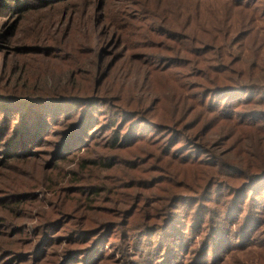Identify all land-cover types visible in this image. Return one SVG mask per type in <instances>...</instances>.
Masks as SVG:
<instances>
[{
    "label": "rangeland",
    "instance_id": "rangeland-1",
    "mask_svg": "<svg viewBox=\"0 0 264 264\" xmlns=\"http://www.w3.org/2000/svg\"><path fill=\"white\" fill-rule=\"evenodd\" d=\"M2 1V85L6 81L5 72L10 67L6 59L11 48L31 51L28 59L34 54H52L56 50L47 40L39 44H21L16 41L18 36L14 33L26 37L40 36V39L53 38L59 47L83 43L80 52L84 53L82 57L86 62L89 60L90 66L81 77L69 81L67 89L70 91H89L90 80L93 84L105 77L101 94H106L112 88L110 96L118 90L128 96L126 91L130 88L133 90L132 96L141 97L137 69H131V72L128 69L121 76L115 75L112 70V65L120 56L136 59L138 55L145 54L152 63L174 58L186 61L185 38L179 42L166 40L164 34H157L152 28V34L147 36L140 32L142 36L136 42H133V37H129L130 45L124 46L112 29L102 28L101 23L106 25V11L102 5L109 3L107 8L111 9L130 3L129 0H8L6 4H2ZM28 1L41 8L28 10V13L18 18L20 5ZM139 1L151 8L156 17L163 16V20L151 22L152 26L170 23V29L174 31L170 33L193 36L195 42L191 48L198 49L203 45L202 40L207 41L206 38L227 34V42L221 52L216 50L200 60L207 59L208 63L221 69L223 73L215 77L219 83L226 78L236 81L241 79L258 89H252L251 97L255 96V101L260 102L238 107L235 113L249 110L264 112V90L259 91L264 89V0H258L255 6L253 2L256 0H248L246 5L244 0L242 4L239 2V6H242L237 9H230L225 4L206 3L204 0ZM253 8H256L255 14L251 13ZM131 9H134L133 6H129L128 11ZM135 13L131 12V15ZM21 18L24 21L16 25ZM72 18L77 20L76 34L66 26V22ZM45 26L51 29L42 32ZM89 29L101 32L93 42L88 40ZM169 37L174 38L172 35L166 38L171 39ZM127 47L132 49L127 50ZM54 62L50 61L46 67L43 65L46 75L53 76L59 72V66H55L58 68L55 72ZM180 65L176 63L174 67L164 64L162 69L170 74L164 79L155 80L146 76V84L169 107L165 114L186 107V91L183 88L180 91L184 97L178 107L175 106L173 91L178 89L176 76H179L180 81H186L189 69L198 71L203 67L200 63ZM242 72L243 76L240 75ZM190 81L196 83L201 79L193 75ZM8 83L9 80L6 85ZM95 102L93 100L85 106L88 113L94 110ZM97 106L102 109V113H98L95 119L103 123L112 115L110 112L104 114L109 111L107 107ZM222 106L224 102L221 99L215 107H211L213 112L200 116L206 117L208 121L215 120L213 130L202 137L208 147L206 154L168 131L152 130L137 121L131 127L144 130L142 139H131L125 143L122 138L127 135L125 130L129 125L125 120L122 123L119 120L120 128L124 126L125 129L116 133L118 143L115 146L111 141L115 133L110 131L109 125H102L84 142L79 143L76 138L66 150H61L65 144L62 140L72 133L69 124L76 121L81 104L65 102L42 110V107L27 108L0 102V202L19 200L24 204L9 208L17 210L21 207L19 214L0 209V216L8 224L25 228L22 233L19 228L7 230L8 227L0 226L4 232L0 236V249L21 253L4 263H1L4 255H0V264H40L47 250L53 247L57 235L61 237L52 248V254H62L68 248L81 250L91 243L92 238L80 233L93 226L101 232L93 238L94 245L99 249V257L92 260L87 256L88 251L82 250L85 257L72 260L70 264H95L98 260V264H187L182 259L186 257L190 264L207 240L210 249L215 247L217 253L221 249L218 247L220 243H231L221 254L220 261L214 264H264V205L257 209L251 201V193H245L240 199L234 196L233 199L227 190L230 184H240L239 178H231L235 175L234 171L251 175L255 173L252 167L262 166L264 170V130L253 132L235 127L230 140L224 142L223 135L226 132H219V129L222 121L226 120L218 116ZM252 122L259 123L258 119ZM260 125L264 127V122ZM36 130L40 132L39 140L43 143L39 141L35 144L32 140ZM137 131L142 132L140 129ZM74 136L70 137V141ZM190 151L194 154H190ZM211 169L215 174L210 173ZM209 183L215 186L212 185L214 192L207 195ZM258 189H264V185ZM261 198L264 204V194ZM236 206L239 209L237 212L234 210ZM221 208L227 213L228 220L219 214ZM196 213L198 225L206 226V234H191L188 229H183L186 218L191 221ZM69 220L78 227L74 230L73 241H66L67 226L51 231L43 229L42 234L37 231L38 227L45 224L61 226ZM176 220H179L183 234L178 239H171L165 232H170L172 226L176 227ZM155 225L159 227L158 231ZM113 231L118 236L111 243ZM8 240H12L13 244H6ZM42 242H45L43 248L36 255ZM161 244L165 248H161ZM207 264H211L210 256Z\"/></svg>",
    "mask_w": 264,
    "mask_h": 264
},
{
    "label": "trees",
    "instance_id": "trees-1",
    "mask_svg": "<svg viewBox=\"0 0 264 264\" xmlns=\"http://www.w3.org/2000/svg\"><path fill=\"white\" fill-rule=\"evenodd\" d=\"M6 1L8 0H3L2 4H6ZM9 1L12 2L15 0ZM204 1L206 3L215 5L225 4L226 6L229 5L228 7L230 9H237L242 6H239V2L240 4H242L244 0ZM247 1L248 0L245 1L244 5H246ZM36 2H39V0H36ZM128 2L130 3H124L121 7H119L118 5L116 7H112L111 9L107 8V4L109 3L104 4L103 2L104 5H102L106 11L104 13L106 25L101 23L102 28L109 27L110 29H112V31H114V33L117 35L119 41L124 46L130 45L129 37H133V42H136L140 38V36H142L140 32L146 35L152 34V28L153 32L157 34H164V39L166 40L179 42L182 38L186 39L185 62L182 59L174 58L165 59L166 61L162 59L163 61L161 63H152L151 61L147 60L148 55L145 54H140V56L138 55L136 59H133L132 56H120L114 62V64L112 65V70L114 71L115 75L120 74L121 76V74L123 72H126L128 69L130 72L131 69H137L139 71L138 82L140 85L138 91L141 92V97L132 96L133 90L130 88H128L126 91V94L128 96H124L125 94L121 90L116 91L114 95L110 96V92L113 91L112 88H110L106 94H101L103 90V83L106 79L105 77L101 81H96V83L93 84L92 80H90L89 91H78L74 89L73 91L68 90L67 88L69 87V81L71 79L81 77L82 74L85 73V69L90 66V64L88 63L89 60H87L86 62L82 57L84 53L80 52V47L83 43L76 42V46L64 45L62 47H59V43L53 38L44 37L40 39V36L28 37L27 35L26 37L20 36L19 33H14L15 36H18L16 41L21 42V44H27V42L39 44V42H45L44 40H47L46 42H49L51 46L56 50H54L55 52L52 54H34L30 59H28L27 57L30 56L31 51L11 48L6 59V62L8 61L10 67L9 70L5 72L6 81L9 80V83L8 85H6V81L3 85L0 83V102L16 104L18 106L27 108L36 106L39 109L40 107H42V110L52 105H58L65 102H76V104H81V111H79V113L77 114L76 121L69 124L71 125L70 130L72 133L64 140H62V142L65 144L62 146L61 150H66L76 138L79 143L84 142L85 139H88L89 136L97 130L98 126L100 127L102 125H109L110 131L115 133L111 140L112 145L115 146L118 143V136L116 133H118V130L123 131L125 129L124 126L120 128L122 121L125 120L126 124L129 123L127 129L125 130L127 135L122 138L125 143H128L131 139L133 140L142 137V133L144 131L142 128L138 127L135 130V127H131V124L137 121V123H140L146 128H152V130L158 129L161 131H168L171 135H174V137L183 139L187 144L194 145L192 147H194L195 149L198 148L202 151V153L208 154V147L202 141V137L206 133L209 134L213 130L212 128L214 126L215 120L210 119L208 121L206 117L200 118V116H202L204 113L209 114L208 112H213V109H211V107H215L221 99L222 102H224V106L221 107V110L218 112V116L226 121H222L221 129H219V132H226V134L223 135L224 142H228L230 140L232 134L235 132V127H240L242 129H245V131L253 132L258 131L259 129L264 130L263 125H260L264 122V112L249 110L243 113H235V110L238 107H245L250 104L256 105L260 102L255 101V96L251 97L253 93L252 89H258L246 84L244 81H241V79L240 81H236L231 78H226L224 81H221L222 83H219V81H217L215 77L223 73L222 71H220L221 69L218 67H214L216 65L208 63L207 59L200 60L201 57L207 56L212 52H215L216 50H220L221 52L222 48L227 42V34L223 36L214 35L210 39L206 38L207 41L202 40L201 42L203 45L199 46L198 49L191 48L193 42H195L193 36L187 33L186 35H182L180 33H170L174 32L170 29V23L152 26L151 22H156L159 20L161 21L164 19L163 16L156 17L154 15V11L151 8H148L146 4L139 0H129ZM257 2L258 0L253 2L254 6L257 4ZM20 6L21 9L18 10L17 13L18 18L22 16V14H26L32 10L36 11L38 8H41L40 6L31 3V1L22 3ZM129 6H133L134 9L128 11ZM252 11L253 12L251 13H254L256 11V8H253ZM131 12L136 13L134 15H131ZM23 19L24 18H21L20 22L15 24L18 25L19 23L23 22ZM66 26L72 31V33H77L78 25L76 19L72 18V20L66 22ZM50 29V26L42 27V32H46ZM100 33L101 32H99L97 29H89L88 40L90 42H93V40ZM168 35H172L174 38L169 37L171 39H167L166 37ZM131 49L132 48L127 47V50ZM37 56L39 58H37ZM41 56H44L46 58H43ZM52 56L54 58H52ZM121 59H123V62H120ZM52 60L55 61V72L58 70V68L55 66H59L60 70L53 76L50 74L46 75L43 65H45V67L48 66L49 62ZM214 60L213 62H216ZM176 63L181 64V67L184 65L191 66L193 63H200V65H202L203 67L198 71H192L191 69H189L186 72V81H180L179 76H176L175 82L177 83L175 84H178V89H175L173 91V94L176 97L175 106L178 107L179 102L184 97L183 93L180 91V88H183V90L186 91V107L184 109H179L174 113L165 114V111L169 109V107L164 104L161 96L155 93L151 89L150 85L146 84V76L155 78V80L167 78L170 74L166 72V70L162 69L164 68L163 65L165 64L167 66L170 65L175 67ZM243 74L244 72L240 73L241 76H243ZM193 75L198 76L201 81L191 83L190 80ZM124 76H126V74ZM261 90L264 89H260L259 91L261 92ZM249 99L251 101H249ZM93 100L96 101L94 103L95 108L91 113H88L85 109V106L87 104H90ZM98 104L108 108L109 111L104 114L110 112V114L112 115L107 119V121L103 123H98L99 119H95L98 113H102V109L97 106ZM156 106H158V109L156 108ZM226 108L228 110H226ZM220 118H217L216 120H221ZM255 119H258L259 123H253L252 121H254ZM119 120H121V123H119ZM139 129L142 130V132L137 131ZM74 134V138L70 141V137ZM39 135L40 132L36 130L34 137H32V140L35 142V144L40 141ZM40 143L43 142L40 141ZM190 154L194 153H191L190 151ZM262 168V166L252 167V171L255 173L251 175H248L247 173L242 174L240 171H234L233 173H235V175L231 176V178H239L240 184L237 186H235L234 184H230L231 186L227 188V190L230 191L229 193L231 194V197L233 195L232 198L234 199V196H239L240 199L243 195H245V193L247 195L251 193V196L253 195L251 201L254 202L255 208L261 209V207L264 205L262 203L263 199L261 198V195L264 194V189H258V187L264 185V170H262ZM213 172L214 171L211 169L210 173ZM217 172L219 171L217 170ZM256 183H258L257 186H255ZM212 185H214V183H212ZM212 185H210V183L207 185L210 186L207 189V195L211 192H214V189H212L214 187H212ZM228 201L229 199L227 200V202ZM23 205L24 204H22V202L19 200L3 203L0 202V209H9L10 207L18 208L19 206ZM9 210L17 215L20 213L18 211L21 210V207L17 210ZM234 210L235 212H237V210L239 209L236 206ZM219 214L223 215L228 220V215L223 208H221ZM196 218L197 213L195 217L193 216V220L191 221L190 219L188 220L186 218V225H183L185 227L183 229H188L189 233L191 234L198 232H204L206 234V226L201 227L200 225H198V219ZM218 218L220 217L218 216ZM176 221H178L179 223V220ZM178 223H176V227H171L170 232H165L166 234L170 235L171 239H178L179 235H181L182 233L181 224ZM0 226L8 227L7 230H11L12 228H19L22 233L25 232L24 227L21 228V226L16 227L12 224H8V222L5 221L2 216H0ZM63 226H67V228L65 229V232L67 234L66 241H73L75 237L74 230H76L78 227L73 225L71 220L61 226L55 224H45L44 226L38 227L37 231L42 234L43 229H49V231H51L54 228L60 229ZM154 228H156L155 230L158 231L159 227L156 226ZM2 230L3 229L1 228L0 236L1 234H4ZM80 234L84 237H89V239L92 238L91 243H89L81 250L68 248L62 254H52V248H54V246L56 245L57 239H60L61 237L60 235H57L56 238L53 237L55 238L53 247L47 250L48 253L40 264H70L72 260H80L81 258L85 257V253H83L82 250L88 251L87 256L90 259L95 260L96 258H98L99 249H97V247L94 245L93 238L101 234L100 230L93 226L90 229L81 232ZM117 236L118 235L113 231L111 243L116 239ZM186 236H188V233H186ZM206 236H208V234ZM5 243L10 245L13 244L12 240L5 241ZM44 243L45 242H42L41 245L39 244L36 255H38V253L42 250ZM207 243L208 240L203 242L198 252H196L195 257L192 258L190 264H207L209 256L211 258V264H214L215 262L220 261L219 258H221V254L224 252V250H227V246H231L230 241H227L225 244L220 243L221 245H218V247L221 248V251L219 250V252L217 253L215 247H212L210 249V247L208 246L209 243ZM224 246L226 247L224 248ZM160 247L165 248V245L161 244ZM0 250V255H4V257H2V259L4 260L1 263L7 261L8 258L11 259L21 254L7 252V249L3 248ZM138 257H140V255H138ZM182 259L186 260L188 264L189 259L187 257ZM98 262L100 261L98 260L95 264H98Z\"/></svg>",
    "mask_w": 264,
    "mask_h": 264
}]
</instances>
